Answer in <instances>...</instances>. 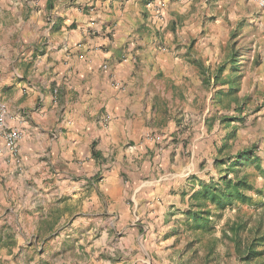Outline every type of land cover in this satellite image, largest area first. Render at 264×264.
I'll list each match as a JSON object with an SVG mask.
<instances>
[{
    "label": "crops",
    "instance_id": "1",
    "mask_svg": "<svg viewBox=\"0 0 264 264\" xmlns=\"http://www.w3.org/2000/svg\"><path fill=\"white\" fill-rule=\"evenodd\" d=\"M260 9L254 0H0V104L8 126L24 132L23 160L34 162L30 177L41 183L48 178L74 195L77 183L64 188L60 173L50 169L91 171L101 165L94 148L103 157L115 155L121 166L143 163L154 172L160 163L166 171L141 182L134 194L145 191L159 206L174 204L173 190L189 189L188 182L178 185L199 171L197 158L208 157L210 144L219 146L224 114L218 91L236 84L232 112L261 103L256 114L264 115ZM231 32L255 42L239 59V82L229 59ZM221 65L226 68L215 86ZM186 102L196 107L184 108ZM175 103L183 108L174 109ZM186 151L191 156H181ZM0 152L7 155L2 137ZM150 185L155 188L146 190ZM124 186L121 178L122 194Z\"/></svg>",
    "mask_w": 264,
    "mask_h": 264
},
{
    "label": "rangeland",
    "instance_id": "2",
    "mask_svg": "<svg viewBox=\"0 0 264 264\" xmlns=\"http://www.w3.org/2000/svg\"><path fill=\"white\" fill-rule=\"evenodd\" d=\"M235 40L242 53L254 48L255 42L244 36L237 35ZM211 93L212 90L206 88V96L210 97ZM0 105L6 108L4 103ZM186 105L190 110L195 106L186 102L184 108ZM230 106L231 102L227 107V101L220 104L221 114L224 117L236 115L237 119L218 121L216 141L219 146L215 149L210 144L208 157L197 158L199 171L193 176L205 182H219L220 168L228 166L226 163L216 167L217 157L233 156L246 147L255 149L260 156L259 166L264 168V115L256 114L261 103L248 104L242 110L244 113H234ZM178 107L183 108L179 103L173 105L174 109ZM6 114L8 116L7 108ZM197 122L194 118V123ZM213 123L209 121L208 125ZM8 127L22 132L21 142L23 130ZM160 135L161 132L153 136L157 139ZM170 136L168 132L160 143H165ZM224 144L227 147L220 151ZM19 147L20 153L13 155L6 144L7 155L0 154V264H264V255L250 262L241 260L234 242L224 235V232L232 235L230 226L235 222L243 224V238H252L257 230L264 234V176L255 163L239 167V174L248 173L253 184L252 189L246 190L250 199L237 201L222 217H217L218 211L213 208L210 227L197 230L187 222L184 212L190 206L189 195L196 189L190 180L192 175L178 185L188 182L189 189L173 190L174 204L168 201L167 205L159 206L144 195L147 192L144 191L142 197L134 193L141 182L154 181L160 171L161 174L166 171L160 163L155 164L153 172L152 165L150 169L143 163H138L139 169L128 164L121 166V161L114 159L115 155L96 157L92 152L93 157L101 159V165L97 162L91 171L78 172L64 165L50 169L53 174L60 173L59 180L67 183L64 188L77 183L73 195L62 191L53 181L49 184L48 178L41 183L30 177L34 162L30 159L27 166L21 145ZM181 156L189 157L191 151L182 152ZM169 168L174 171L171 165ZM36 173L41 175L39 170ZM121 178L126 194L121 192ZM229 178H234V173ZM153 206L156 216H152ZM259 248L264 249V246Z\"/></svg>",
    "mask_w": 264,
    "mask_h": 264
},
{
    "label": "trees",
    "instance_id": "3",
    "mask_svg": "<svg viewBox=\"0 0 264 264\" xmlns=\"http://www.w3.org/2000/svg\"><path fill=\"white\" fill-rule=\"evenodd\" d=\"M237 37L236 32H232L231 34V42H230V55L229 59L232 62V71L237 73L236 82L241 80V74L239 73V59L243 54L237 48V42L235 38ZM226 66L221 65L216 70L215 74V82L214 85H217L219 81L220 75L225 70ZM207 69L203 67V71L206 72ZM210 80V79H209ZM210 81H206L209 83ZM228 92L224 93L223 91H218L217 94L220 95L219 102L223 104L227 101V107L230 102L237 101L236 94L239 91V87L236 84H233ZM228 96L229 99L223 98L221 96ZM226 99V100H224ZM237 117H228L225 116L223 118V122L229 120H236ZM227 144H224L220 151L225 149ZM93 152L96 157H100V152L94 150ZM255 163L259 167L262 175L264 176V168L259 166L260 156L256 153L255 149L252 147H246L242 150L236 152L233 156H227L223 158H216L214 164L216 167H223L228 163L226 168H220L221 176L219 182H214L210 180L209 182H205L196 176L190 177L192 181V185H199L200 188L193 190L190 194V203L189 208L185 210V215L187 216V222L190 223L192 228L200 230L202 228L208 229L211 224L212 217V209L215 208L218 211L217 217H222V213L228 208L233 206L237 201H247L249 200V196L246 194V190L252 189L253 184L249 180V174L244 173L240 175L239 172L240 166L247 163ZM234 173V178H229V175ZM261 191V190H259ZM185 196L186 194L183 193ZM232 235L224 232L225 236L234 242L235 251L239 258L243 261L250 262L261 255H264V249H260V246H264V234H260V230H257L256 234L253 235L252 238H243L241 235V229L243 228L242 223H233L230 226Z\"/></svg>",
    "mask_w": 264,
    "mask_h": 264
},
{
    "label": "built area",
    "instance_id": "4",
    "mask_svg": "<svg viewBox=\"0 0 264 264\" xmlns=\"http://www.w3.org/2000/svg\"><path fill=\"white\" fill-rule=\"evenodd\" d=\"M262 11H264V0H254ZM104 69H108L110 66L108 63L103 65ZM114 85L120 89H126V86L121 81L114 80ZM6 108L4 105H0V136H2L13 155H18L20 153V139L22 137V132L18 128H9L7 125ZM111 117L106 115L104 118V124L107 125Z\"/></svg>",
    "mask_w": 264,
    "mask_h": 264
}]
</instances>
